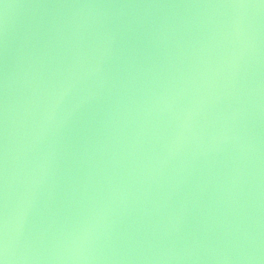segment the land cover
<instances>
[{
  "label": "water",
  "instance_id": "95a60500",
  "mask_svg": "<svg viewBox=\"0 0 264 264\" xmlns=\"http://www.w3.org/2000/svg\"><path fill=\"white\" fill-rule=\"evenodd\" d=\"M0 0L6 264H264L260 0Z\"/></svg>",
  "mask_w": 264,
  "mask_h": 264
},
{
  "label": "snow or ice",
  "instance_id": "6c2138e0",
  "mask_svg": "<svg viewBox=\"0 0 264 264\" xmlns=\"http://www.w3.org/2000/svg\"><path fill=\"white\" fill-rule=\"evenodd\" d=\"M261 4H264V0H260ZM230 6H241L238 0H233V4ZM0 264H6V256L2 244H0Z\"/></svg>",
  "mask_w": 264,
  "mask_h": 264
}]
</instances>
